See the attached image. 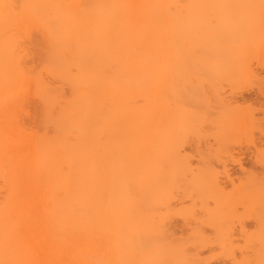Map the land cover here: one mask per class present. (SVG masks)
<instances>
[{"label":"bare ground","instance_id":"6f19581e","mask_svg":"<svg viewBox=\"0 0 264 264\" xmlns=\"http://www.w3.org/2000/svg\"><path fill=\"white\" fill-rule=\"evenodd\" d=\"M261 4L0 0V264H113V258L126 264H199L197 253L187 257L181 246L163 244L159 218L148 203L165 180L163 80L169 55L175 60L178 51L179 65L195 60L228 83L243 79L244 65L218 44L231 35L229 25L248 23V7ZM208 5L243 17L198 31L215 43L195 51L187 41L198 32L188 18H179ZM183 75L174 98L192 110L205 90ZM256 90L247 99L264 98ZM249 91L223 102L229 142L234 134L247 135L248 122L237 112L250 107L243 105ZM183 111L180 117L188 109ZM201 173L186 185L193 194L210 192L209 171ZM202 208V221L198 213L184 216L194 222L193 232L200 233L195 222H209ZM257 247L239 263L264 264V243Z\"/></svg>","mask_w":264,"mask_h":264},{"label":"rangeland","instance_id":"374dc122","mask_svg":"<svg viewBox=\"0 0 264 264\" xmlns=\"http://www.w3.org/2000/svg\"><path fill=\"white\" fill-rule=\"evenodd\" d=\"M199 11L194 15L184 14L179 19L187 20L188 18L187 25L198 32L204 27L209 29L215 26L214 23L219 24L217 20H220L221 24L232 17H243L227 14L223 12V9L213 5L200 8ZM231 11L228 10V12ZM244 18L248 19V23L229 25L231 35L224 43L218 44L220 48L225 47L228 50L230 59H237L244 65L247 75L243 79L239 80V78L237 82L228 83L217 70L210 66L201 68V63L195 60L190 61V59L187 60V64L183 63L186 66L184 69L181 63L183 61L179 65L181 58L178 51L179 56L176 55L178 61L171 59L169 55L168 77L167 80H163L165 109L167 104L170 109L168 112L164 109L160 133L165 180L160 190L154 194L155 196L150 195L148 200L150 202H147L156 210L155 214L153 212L152 214L159 218L158 222L154 223L159 226L162 234L160 232L158 234H161L160 239L163 244L181 246L180 248L183 249H179L187 257L197 253L199 264H240L239 260L242 257L252 256L257 246L264 243V238L259 242V234L261 233V237H264L262 234L264 233V226H262L264 225V129H262V126L264 128V98L247 99L248 95L254 94L257 88L264 91V5L248 7ZM189 38L187 41L189 46H187L195 51L204 45L206 47L215 43L211 36L205 39L206 37L203 38L199 32ZM172 44L176 47L174 41ZM171 48L173 49L172 46ZM174 52L176 53L172 51L170 54L175 56ZM182 72L184 73L182 78L186 76L184 78L196 84L198 89L205 90L199 97L200 101L193 105L192 110L189 106L181 108L178 104L176 105L177 100L176 97L174 98ZM245 89L250 91L244 92L246 100L241 102L250 107L238 110L237 113L243 116L245 124L248 122L251 125L248 127L247 124V129L245 128L244 132L247 135L240 130L239 132L243 135L234 134L235 137H231L229 142L224 138L227 132L224 126L227 110L223 108V102L231 95H236ZM186 108L188 112L180 117L179 114L187 110ZM253 122H257V126ZM238 135H241L240 138ZM208 171L213 181L208 189L210 192L208 194L199 192L200 195L197 193L199 197L195 196V191V194L191 193V186H186L191 175ZM202 202L206 203L210 219L208 218V224L199 225L195 222L198 227L201 226L200 230L198 229L200 233H197L193 232L194 222H191L190 218L184 219V216L189 217L188 214L191 212L198 213L197 218L202 221L206 217L202 215L201 205H204V203L201 204ZM201 216H203L202 219ZM258 218L262 220H259L263 222L262 225ZM151 223L154 227L153 220ZM258 225L262 230H259ZM197 226L195 225V228H198ZM113 259V264H126L120 261L121 258ZM173 263L176 264V262ZM173 263L169 261V264Z\"/></svg>","mask_w":264,"mask_h":264}]
</instances>
